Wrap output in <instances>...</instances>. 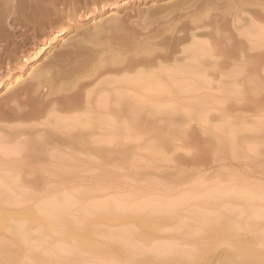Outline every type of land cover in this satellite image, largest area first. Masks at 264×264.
Instances as JSON below:
<instances>
[{
    "label": "bare ground",
    "instance_id": "bare-ground-1",
    "mask_svg": "<svg viewBox=\"0 0 264 264\" xmlns=\"http://www.w3.org/2000/svg\"><path fill=\"white\" fill-rule=\"evenodd\" d=\"M71 31L79 39L64 40ZM224 70L226 82L236 83L244 73L264 70V0H0V91L12 85L0 97V121L6 123L0 125V201L34 195L45 179L62 178L56 154L61 147L69 148L67 173L72 172L75 147L120 145L142 115L156 112L158 99L181 97L188 85L201 87ZM236 131L230 130V139ZM119 207L114 200L89 204L93 216L80 226L73 195L58 194L40 202L26 222L10 223L15 214L0 210V231L9 229L28 241L31 228L42 223L44 234L63 239L80 234L79 249L101 251L113 245H96L90 237L112 232L98 228V221L132 217L154 228L149 214H120ZM224 229L225 236L229 229ZM213 235L216 247L220 237ZM248 238L229 243L218 261L211 240L189 262L172 257L152 263L147 257L150 263L134 259L129 250L123 255L131 264H264L262 240ZM12 250L0 245L4 263H19Z\"/></svg>",
    "mask_w": 264,
    "mask_h": 264
},
{
    "label": "rangeland",
    "instance_id": "rangeland-1",
    "mask_svg": "<svg viewBox=\"0 0 264 264\" xmlns=\"http://www.w3.org/2000/svg\"><path fill=\"white\" fill-rule=\"evenodd\" d=\"M99 18L88 23L93 25ZM74 35L71 31L64 40L79 39ZM59 42L54 49L64 41ZM31 64L24 67L26 79ZM221 72L201 87L188 85L181 97L158 99L156 112L142 115L139 126L127 130L120 145L75 147L72 172L67 173L69 148L53 150L60 156L62 178L45 179L34 195L0 201V210L15 214L10 219L15 223L28 221L26 215L42 201L58 194L73 195L75 217L83 226L93 216L87 211L89 204L114 200L120 205L117 213L149 214L154 228L132 217L98 221V228L112 234L94 233L90 240L113 246L96 251L79 249V240L84 238L80 234L69 239L51 236L42 232L40 223L31 228L28 241L15 238L9 229L0 231V245L12 246L18 264H131L123 255L125 250L134 259L151 257L152 263L172 257L189 262L199 257L200 247H207L213 234L223 238L219 245L220 238L214 242L216 247L210 241L217 261L232 247L229 243L240 238L260 237L258 245L264 247V70L263 74L256 70L244 73L241 83L226 82V72ZM11 86L2 87L0 97ZM11 105L16 108L18 103ZM230 127L237 129L235 138ZM168 205L174 206L172 211ZM152 206L161 210L150 211ZM225 226L229 229L226 237L221 234ZM148 258L145 261L150 262ZM5 259L0 252V264H6Z\"/></svg>",
    "mask_w": 264,
    "mask_h": 264
}]
</instances>
